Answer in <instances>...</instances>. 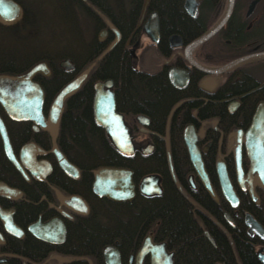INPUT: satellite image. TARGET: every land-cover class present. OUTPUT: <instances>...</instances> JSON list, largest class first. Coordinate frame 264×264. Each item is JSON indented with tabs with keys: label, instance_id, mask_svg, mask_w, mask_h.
Here are the masks:
<instances>
[{
	"label": "flooded vegetation",
	"instance_id": "1",
	"mask_svg": "<svg viewBox=\"0 0 264 264\" xmlns=\"http://www.w3.org/2000/svg\"><path fill=\"white\" fill-rule=\"evenodd\" d=\"M11 1L17 15L1 22L22 14L21 4ZM119 1L108 14L122 18V26L101 17L91 66L74 70L68 57L58 62L71 73L64 85L80 81L61 100L53 135L44 124L64 85L46 104L33 80L39 72L32 75L42 90L43 124L16 121L0 105L11 157L20 168L5 155L0 133V155L7 164L0 175V264H175L173 240L161 219L165 208L195 216L200 235L191 242V252L200 264H264V236L252 223L264 227L250 213L264 186L255 172L249 173L252 160L264 159V130L246 136L255 113H263L264 126V0H174L169 10L161 9L160 0L150 5L149 0ZM29 3L50 14L65 9V0ZM79 40L76 33L67 40L73 43L71 53H78ZM63 60L69 67L60 65ZM38 63L47 71L38 75L47 77V64ZM90 69L88 108L69 107V97ZM95 84L112 95L114 111L122 116L131 143L128 154H121L94 122ZM84 113L102 132L100 145L125 166L85 171L68 159L61 140L73 129L69 123ZM53 143L72 169L59 165ZM100 168L129 172L131 187L114 195L98 183L93 186ZM226 179L235 207L223 194ZM152 209L156 218H146ZM188 260L192 263L193 255Z\"/></svg>",
	"mask_w": 264,
	"mask_h": 264
},
{
	"label": "trees",
	"instance_id": "2",
	"mask_svg": "<svg viewBox=\"0 0 264 264\" xmlns=\"http://www.w3.org/2000/svg\"><path fill=\"white\" fill-rule=\"evenodd\" d=\"M16 1L22 6L21 16L11 23L0 21V74L15 75L23 73L34 64L44 61L50 70L49 75L43 77L37 74L34 75L33 80L41 85L46 104L51 96L70 78L71 73L69 71L64 72L58 65L62 58H70L74 70L78 66L81 68L89 67L95 61L96 56L93 53V46L96 40L94 33L103 23L101 17L109 20L116 27L122 26V18L112 16L111 13L108 14L110 5H120L119 0H65V9L53 14L45 12L40 7H30V0ZM154 1L149 0L148 5L154 3ZM160 1L163 10H169L174 5V0ZM94 9L99 12L100 16L94 12ZM129 21L134 23L135 19ZM74 33L80 38V48L77 54L71 53L73 43L67 41L69 38L74 37ZM65 39L66 45H63ZM107 57L108 54H105L100 60V64ZM91 73L92 70L90 69L85 81L69 97V107L88 108L91 94L89 84L93 80ZM73 115H75V112H73ZM62 122L65 126L64 117L63 120L61 119ZM89 123L91 122L87 113L69 123L73 129H68V132H66L68 136L65 135L66 140H61L62 150L65 149L68 159L85 171L90 167L94 168L104 164L125 166V162L119 155L106 145H100L99 139H101L102 132ZM6 165L5 160L0 155V175L2 176L5 175L7 170ZM251 211L250 213L254 218L260 221L264 227V192L259 197L256 210L251 209ZM155 212L154 209L146 211L145 217L149 218L151 216L154 219L156 218V216H153L156 214ZM160 213L163 228L166 230L165 235L168 239L173 240L176 253L175 264H200L198 254L191 252V242H196L195 236L200 235L195 216L191 217L188 211L180 210V208H165L160 210ZM101 240L97 242L101 243ZM83 243L85 244L84 241ZM191 255H193L192 263L188 260Z\"/></svg>",
	"mask_w": 264,
	"mask_h": 264
},
{
	"label": "water",
	"instance_id": "3",
	"mask_svg": "<svg viewBox=\"0 0 264 264\" xmlns=\"http://www.w3.org/2000/svg\"><path fill=\"white\" fill-rule=\"evenodd\" d=\"M147 0H144L146 3ZM18 12L17 5L11 0H0V20L10 22L13 20ZM149 21V20H148ZM149 25V23H148ZM152 27L151 25H149ZM210 30L208 33H210ZM101 34V33H100ZM115 43V42H113ZM109 45L108 48H110ZM62 67H69L66 60L60 62ZM47 74L43 63H38L30 68L27 72L9 77L0 75V105L5 110L6 114L15 120L28 119L35 123L43 124L44 118L41 115L42 90L39 85L31 80L35 73ZM80 77L75 78L66 85H64L56 94L48 114V119L44 125L49 127L52 135L56 129L57 120L61 108V100L75 90ZM102 84L108 85L109 82ZM95 84V96L93 99V119L94 122L103 127L109 135L113 145L121 154H128L131 152V143L128 136L127 127L124 125L122 116L114 111V104L112 95L101 92ZM104 110V112L102 111ZM263 113H255L252 117V122L246 132L248 138L263 131ZM0 133L3 140V148L5 155L20 169L17 163L11 157L10 147L4 131V127L0 120ZM52 150L55 152L59 165L65 170H70L73 167L65 160L63 155L56 149L54 143ZM255 172L264 186V159L261 161H251L249 173ZM95 181L93 186L98 183L99 188L114 195L126 192L127 188L131 187L129 180V172L121 169L100 168L94 172ZM131 192L129 191V195ZM223 194L232 207L237 204L236 197L227 179L224 185ZM248 218V215H246ZM256 233L264 236V230L256 223H252Z\"/></svg>",
	"mask_w": 264,
	"mask_h": 264
},
{
	"label": "bare ground",
	"instance_id": "4",
	"mask_svg": "<svg viewBox=\"0 0 264 264\" xmlns=\"http://www.w3.org/2000/svg\"><path fill=\"white\" fill-rule=\"evenodd\" d=\"M37 74H39V73H37ZM37 74H36V75H37ZM4 75H5V74H4ZM33 77H34V76H33ZM35 81H36V80H35ZM40 86H41V85H40ZM43 105H44V104H43ZM42 111H43V109H42ZM60 116H61V115H60ZM16 121H17V120H16ZM28 121H29V120H28ZM21 122H22V121H21ZM24 122H25V121H24Z\"/></svg>",
	"mask_w": 264,
	"mask_h": 264
}]
</instances>
